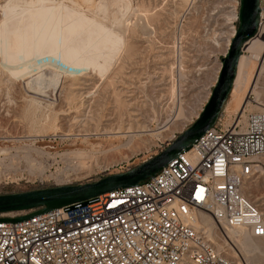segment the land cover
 <instances>
[{"label": "rangeland", "instance_id": "1", "mask_svg": "<svg viewBox=\"0 0 264 264\" xmlns=\"http://www.w3.org/2000/svg\"><path fill=\"white\" fill-rule=\"evenodd\" d=\"M100 1L96 0L94 5ZM6 2L0 0V6ZM131 2L133 10L124 17L127 21L122 19L118 8L112 7L110 11L111 17L125 22L122 26L126 27L127 47L116 58L105 81L90 70L72 69L61 65L59 58L48 56L31 59L24 64L28 72L15 78L8 71L18 67L3 63L0 49L1 195L90 185L127 173L166 151L198 120L216 86L222 59L234 33L232 8L236 0ZM82 6L89 15L96 13L95 6L83 3ZM235 26L238 29L239 23ZM260 38L263 42L264 36ZM257 45L256 41L250 42L246 52ZM260 62L248 53L241 55L233 90L221 113L223 123L232 121L235 111L246 101V115L264 114V70L256 81L261 97L250 95L253 77L263 65ZM52 67L63 75L61 85L56 90L44 89L39 97L27 83L41 74L49 78L55 73ZM33 97L42 100L43 107L37 109L30 102ZM50 101L55 102L52 108L47 107ZM127 130L135 135L128 146L111 151L110 143L118 147L120 140L125 141L121 138L116 142L98 141L92 137L93 158L90 155L79 162L65 157L66 153L82 148L90 150L92 145L83 142L84 135ZM29 146L48 154L29 152L47 171L46 181L38 172L33 176L29 172L24 149ZM260 167L254 180L247 183L246 193L264 207V162ZM249 184L255 187L249 188ZM258 242L264 245V240Z\"/></svg>", "mask_w": 264, "mask_h": 264}, {"label": "built area", "instance_id": "2", "mask_svg": "<svg viewBox=\"0 0 264 264\" xmlns=\"http://www.w3.org/2000/svg\"><path fill=\"white\" fill-rule=\"evenodd\" d=\"M259 8L264 32V0ZM233 9L235 30L240 0ZM246 116L228 125L220 115L190 154L135 187L0 222V264H247L228 235L264 239V207L246 193L264 160V114ZM202 215L218 241L196 224Z\"/></svg>", "mask_w": 264, "mask_h": 264}, {"label": "bare ground", "instance_id": "3", "mask_svg": "<svg viewBox=\"0 0 264 264\" xmlns=\"http://www.w3.org/2000/svg\"><path fill=\"white\" fill-rule=\"evenodd\" d=\"M81 1L84 5L89 7L95 6L96 13L94 15H89L87 11L84 10L82 3H80L79 0H7L5 5L0 6V49L3 52V63L8 66L18 67L15 70L8 71L9 74L15 78L24 75L28 72V67L27 65H24L25 63H28L36 56L40 58L48 56L55 60H58L59 58L61 65L65 64L72 69L90 70L102 79L108 75L113 65H115L114 63H116V58L122 53L121 51L127 47L125 38L126 27L122 26L125 25V22H123V24L121 22L122 20H118L113 15L111 17L110 11L112 7L118 8L122 19H124L126 13L133 8L132 0H102L99 3L97 2L98 4L96 5H94L96 0ZM233 13L235 16L234 18L236 19L238 14H236V11L234 10ZM127 16L129 15L127 14ZM236 32L237 30L235 29L232 39ZM261 36H264L262 30L258 31L254 38L246 42L241 53V55L248 53L252 59L261 60L263 64L258 67L259 69L257 70L255 77H253V84L250 89V95L254 94L257 98L261 97L262 93L261 91H258L256 81L262 70H264V41H260ZM231 41H229L227 51L231 45ZM254 41H256L258 45L246 52L248 44ZM20 57L23 58V61ZM52 68L55 69V73L50 77L48 76L49 78L41 74L31 78L27 83V86L30 89L32 88L35 94L39 97H41L39 94L44 93L47 88H53L56 90L61 85V78L63 75L60 74L55 67ZM232 90L233 87L231 92ZM233 96L234 94H232L231 97L233 98ZM87 98L89 99V96ZM30 102L36 105L37 109L43 107V101L39 98L33 97ZM54 104L55 102L50 101L47 103V107L52 108ZM242 105L243 106L239 110L235 111L236 114L234 115H241L242 119H246V107L248 102L246 101ZM50 112H52V110ZM230 122V119H228L227 124L229 125ZM136 133L137 132H135V134ZM83 137V142L86 144L89 143L92 147L90 150L78 148L79 150H74L75 152L69 154L66 153L65 157H67L68 160H77L80 162L87 157L89 158L90 155H92L91 158H93L95 150L94 145L90 143L92 137H96L95 140L98 141L112 140L111 142H113V140H115L116 142L119 141L120 138L125 141L123 142L120 140L121 145L118 147H114V144L110 143V150L112 151V149L128 146L133 142L135 135L127 130V132L118 131L116 133L104 132L101 134H87ZM35 146L24 148L25 151H27L25 162L29 165V172L32 176L35 172H38L41 179L46 181L44 178H47L45 177L47 171L45 172V168L40 162H36V159H32L29 152L33 151L39 155L45 156L48 154H45L40 148L39 150L38 147L36 148ZM190 153L191 150L187 152V154ZM263 162L264 160H262V163ZM13 166L15 167L14 163ZM252 187L255 186L249 184V188ZM196 224L199 227L206 229L213 239L218 238L215 231V223L211 218L202 215L198 218ZM228 235L235 243H238L237 246L239 247L240 252H242L241 254L245 257L244 259L247 264H264V245L258 242L259 240L261 241L264 239H254L248 234L241 232L230 231Z\"/></svg>", "mask_w": 264, "mask_h": 264}, {"label": "water", "instance_id": "4", "mask_svg": "<svg viewBox=\"0 0 264 264\" xmlns=\"http://www.w3.org/2000/svg\"><path fill=\"white\" fill-rule=\"evenodd\" d=\"M259 0H240L239 26L231 45L222 59V69L211 98L198 120L184 132L166 151L133 170L109 176L84 186H59L23 193L0 195V222L19 223L37 215L87 201L117 190L135 187L148 181L164 167L188 152L217 122L230 96L242 48L258 32ZM12 213H30L5 217Z\"/></svg>", "mask_w": 264, "mask_h": 264}]
</instances>
